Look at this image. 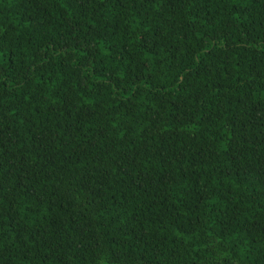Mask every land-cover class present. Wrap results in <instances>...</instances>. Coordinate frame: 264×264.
Instances as JSON below:
<instances>
[{
  "label": "trees",
  "instance_id": "16d2710c",
  "mask_svg": "<svg viewBox=\"0 0 264 264\" xmlns=\"http://www.w3.org/2000/svg\"><path fill=\"white\" fill-rule=\"evenodd\" d=\"M0 264H264V0H0Z\"/></svg>",
  "mask_w": 264,
  "mask_h": 264
}]
</instances>
